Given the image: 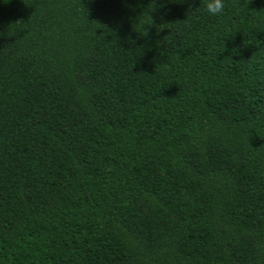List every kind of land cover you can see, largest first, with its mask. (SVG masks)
I'll return each mask as SVG.
<instances>
[{
  "label": "trees",
  "instance_id": "obj_1",
  "mask_svg": "<svg viewBox=\"0 0 264 264\" xmlns=\"http://www.w3.org/2000/svg\"><path fill=\"white\" fill-rule=\"evenodd\" d=\"M0 0V264H264V0Z\"/></svg>",
  "mask_w": 264,
  "mask_h": 264
},
{
  "label": "clouds",
  "instance_id": "obj_2",
  "mask_svg": "<svg viewBox=\"0 0 264 264\" xmlns=\"http://www.w3.org/2000/svg\"><path fill=\"white\" fill-rule=\"evenodd\" d=\"M204 10L211 16H221L225 12V0H204Z\"/></svg>",
  "mask_w": 264,
  "mask_h": 264
}]
</instances>
